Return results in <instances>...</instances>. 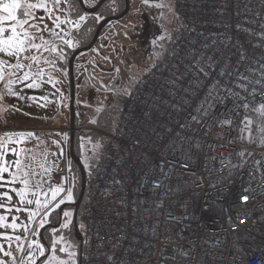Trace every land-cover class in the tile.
<instances>
[{"label": "built area", "instance_id": "1", "mask_svg": "<svg viewBox=\"0 0 264 264\" xmlns=\"http://www.w3.org/2000/svg\"><path fill=\"white\" fill-rule=\"evenodd\" d=\"M172 9L167 56L116 130L76 129L108 138L85 172L80 264H264V121L251 118L264 109V0Z\"/></svg>", "mask_w": 264, "mask_h": 264}, {"label": "rangeland", "instance_id": "2", "mask_svg": "<svg viewBox=\"0 0 264 264\" xmlns=\"http://www.w3.org/2000/svg\"><path fill=\"white\" fill-rule=\"evenodd\" d=\"M82 1L89 7L96 0ZM171 1L147 0L145 3V0H130L129 11L108 21L94 45L78 53L72 62L70 75L68 69L55 66L49 47L54 41L73 43L72 31L80 24V18L68 17L65 11L67 0H59V3L56 0H23L25 4L44 3L46 7L31 9V17H25L18 11V19L28 20L24 25L29 33L25 52L8 55L0 51V122L14 127L15 135L31 136L30 146L36 150L49 149V156L33 164L35 155H26L27 162L33 166L27 165L28 174L21 176L27 179V192L33 194V213L37 215L30 225L27 224L25 238L17 241L16 264H77L76 245L69 239L61 233H53L49 242L44 244L39 235L41 227L48 224L50 211H61L64 204L71 202L67 199L70 192L67 173L70 127L63 124L70 122L71 109L77 120L94 121L100 110L116 104L118 94L133 90L140 77L163 57L170 34L178 24ZM3 15L5 13L0 12V16ZM10 23L14 22H4V26L7 28ZM30 24L41 30L29 27ZM18 31L22 35V30L18 28ZM10 34L8 31L5 36ZM29 42L40 47L30 48ZM41 54V62L37 65L50 67L48 75L56 80L57 86L28 72L32 58ZM18 64L22 67H17ZM25 75L27 80L23 79ZM33 82L36 87L29 86ZM34 127L49 130L47 137L35 138L29 131ZM78 137L83 138L80 161L83 167L89 168L94 165L91 163L99 162L104 144L99 138ZM57 188L63 191L53 200L52 193ZM37 199L41 201L39 206L35 203ZM49 207L51 210L45 216ZM66 212L70 213L64 210ZM80 231L85 236L82 219ZM61 248L65 251L61 252Z\"/></svg>", "mask_w": 264, "mask_h": 264}, {"label": "trees", "instance_id": "3", "mask_svg": "<svg viewBox=\"0 0 264 264\" xmlns=\"http://www.w3.org/2000/svg\"><path fill=\"white\" fill-rule=\"evenodd\" d=\"M123 1V0H122ZM173 5V0L171 1ZM75 4V6L73 5ZM73 5V6H71ZM117 5V2L114 0H106L104 1L92 14H87L85 21L81 23V26L77 28L72 36L73 38H76L79 46H85L92 42L95 31L97 29L98 24L101 22V20L106 17L110 16L114 13H118L123 8V4L121 5V8L116 9L115 6ZM68 14L71 18H78L81 17L84 14L83 9L80 7L78 0H70V3L68 4ZM89 15V18H88ZM179 23V22H178ZM178 26V24H177ZM177 26L173 29V31L170 34V39L167 42L166 45V53H164L163 57L155 62V64L151 67V69L143 74L140 79L145 76L147 73L152 71L155 67H157L159 64L163 62V60L166 58L169 45L171 43V40L177 30ZM78 32H80L78 34ZM77 46V45H76ZM77 46V47H79ZM73 50H69L72 52ZM52 58L55 59L53 56ZM54 64L56 67L61 69H68V59H64L62 61H54ZM134 89V88H133ZM133 90H131L129 93H120L116 96V104L110 105V107L100 110L98 112V115L94 121H86L81 122L76 119L75 115L73 114V125L74 129H77L81 126H89L94 127L96 129L102 130L107 133H112L116 130V123L119 117L122 113L123 103L128 98V96L132 93ZM251 118L253 120V123L256 125L258 123H261L264 121V109H260L254 113H252ZM65 127H70V122L67 124H63ZM100 133H93L90 134L92 138H99L102 140L104 146L108 141V138L106 136L98 135ZM69 136V135H68ZM87 136V137H89ZM38 139V138H37ZM83 141V138H80L77 136L76 132L74 134L73 138V151L75 154V157H79V154L81 152V143ZM264 143V142H263ZM68 149H69V137H68ZM102 154V150L100 153V157ZM96 164V163H91ZM93 166V165H92ZM85 172L87 171V167L84 166ZM67 173L70 176V193H71V202L64 204V207L61 211L59 210H49L50 211V219L47 222L48 224L43 225L40 230V240L42 243L46 244L49 242L51 237L53 236V233H58L64 236L65 239H69L71 243L76 245V253H77V264H80L81 262V252L83 249V244L85 241V236L80 231V221H81V203L76 211V219L74 220V212H75V206L74 202L78 198L81 188V171L78 166V164L75 162V160L70 156V153L68 152V164H67ZM85 191V190H84ZM84 197V194H83ZM83 200V198H82ZM81 200V202H82ZM66 205V206H65ZM50 208V207H49ZM47 208V209H49ZM46 209V210H47ZM64 210H69L70 213L67 217L64 215ZM67 213V212H66ZM68 223L67 228L61 227L62 224ZM85 225V224H84ZM76 227L79 234L82 236V239L80 240L79 237L76 234ZM86 228V226H85ZM86 235V233H85Z\"/></svg>", "mask_w": 264, "mask_h": 264}, {"label": "crops", "instance_id": "4", "mask_svg": "<svg viewBox=\"0 0 264 264\" xmlns=\"http://www.w3.org/2000/svg\"><path fill=\"white\" fill-rule=\"evenodd\" d=\"M28 72L30 71L28 70ZM30 73L33 74L32 72ZM15 131L14 127L2 125L0 122V163H4L8 167V172L0 173L4 177V180L0 181V183L12 181L15 177V181L8 183L7 187H0V193L8 191L9 195L12 196V200H7L0 196V204L4 205V207H0V216L7 217L6 220L0 221V225H11L13 223L17 225L16 227L0 226V264H16L17 237L19 239L25 238L28 231L27 224L30 225L33 220V218L30 219L29 217L32 216L34 204L27 203L28 200L33 201V194L27 192L28 184L24 183L25 181L27 182V179L22 177L28 174L26 167L30 165L27 162L28 156L26 155L28 153L35 155L33 164L34 161L40 162L49 156V149L40 148L36 150L30 146L32 144L30 142L31 136H18L15 135L17 134ZM17 161H19V165H17ZM32 163L29 167L33 166ZM38 167L39 163H37ZM30 173H33V171L30 170ZM12 188L17 190L25 189V199L22 201L16 192L11 191ZM36 206L39 205L36 204ZM13 218H15V221Z\"/></svg>", "mask_w": 264, "mask_h": 264}, {"label": "snow or ice", "instance_id": "5", "mask_svg": "<svg viewBox=\"0 0 264 264\" xmlns=\"http://www.w3.org/2000/svg\"><path fill=\"white\" fill-rule=\"evenodd\" d=\"M57 3H59V0H56ZM145 3H147V0H145ZM46 5L44 3H27L25 4L23 2V0H3L2 3H0V12L5 13V15L0 16V51H4L6 52L8 55H19L20 53H23L26 51L25 48V44H26V40L29 37V33L26 29H24V25L28 24V20H23V19H18V11H20V14H22L25 17H31V9L33 8H45ZM42 19V18H41ZM85 17L81 16L80 20H84ZM4 22H14V23H10L8 25V27L6 28L4 26ZM29 27H33V28H37L38 31H40L41 29L34 24H30ZM18 28L22 30V35L21 32L18 31ZM10 31V35L5 36V33ZM69 44V46H72V42L68 41L67 42ZM28 47L30 48H39L40 45H36V44H32V43H28ZM53 51H55L56 49L53 48ZM36 57H33V60H35ZM17 67H22V65H17ZM23 79L27 80L28 77L27 75H25L23 77ZM241 80H245L247 79L246 77H244L243 75H241L240 77ZM30 87H36L37 85L35 84V82H33V84L29 85ZM242 87L244 85H241ZM247 106V105H245ZM31 135V133L29 134ZM17 165H19V161L16 162ZM8 172V167L6 166V164L4 163H0V173H6ZM4 177L2 175H0V181H3ZM15 181V177L13 178L12 181L6 182V183H0V187H7L8 183H13ZM25 184L27 183L26 181L24 182ZM12 192H16L20 199L23 201L25 199V189H21V190H17L15 188L11 189ZM63 191V189L57 188L55 190H53L52 193V199L55 200L56 196L59 194V192ZM0 196H3L4 198H6L7 200H12V196L9 195L8 191H5L3 193H0ZM71 193L69 192V195L67 196V199H71ZM27 203L31 204L33 203L32 200H28ZM35 203L37 205L41 204V201L39 199H37L35 201ZM61 203H63V201H61ZM0 207H4L3 204H0ZM19 210V209H17ZM51 210L50 208L47 209L44 213L45 216H47V211ZM35 215H37V213H32V216H30L29 218H33ZM65 217H67L69 214L68 213H64ZM7 217L5 216H0V221H4L6 220ZM13 220L15 221V218H13ZM0 226H10V227H16L17 225L15 223L11 224V225H0ZM61 227L63 228H67L68 227V223H64L61 225ZM17 239H19V237H17ZM33 243H35V241H33ZM41 251L43 252V246H41ZM61 252L65 251V249L61 248L60 249ZM71 255V254H69Z\"/></svg>", "mask_w": 264, "mask_h": 264}, {"label": "flooded vegetation", "instance_id": "6", "mask_svg": "<svg viewBox=\"0 0 264 264\" xmlns=\"http://www.w3.org/2000/svg\"><path fill=\"white\" fill-rule=\"evenodd\" d=\"M100 0H96L95 2H93L92 3V5L91 6H89V7H86L85 5H84V3H83V1H82V5H81V3H80V0H78V3H79V5H80V7L83 9V11H84V14L82 15L83 17H87L86 15L87 14H92V13H94L95 12V10L104 2V1H106V0H104L100 5H98L97 7H96V9L95 10H93V11H86V9H89V8H93V7H95L97 4H98V2H99ZM114 1H116L117 2V5L115 6V8L116 9H119V8H121V5L123 4V8H122V10H120L118 13H115V11H114V13L112 14V15H110V16H106V17H104L102 20H101V22H103L104 20H106V19H109V18H111V17H116V16H119L120 14H122V12L125 10V8H126V3L128 2V11H129V1L130 0H114ZM70 3V0H67V3H66V7H65V11H66V14L68 15V17H70L69 16V14H68V8H69V6H68V4ZM74 6H75V4H73ZM73 5H71V6H73ZM127 11V12H128ZM71 18V17H70ZM78 18H80V17H78ZM88 18H89V15H88ZM118 18V17H117ZM117 18H113V19H117ZM74 19H76V18H74ZM110 20H112V19H110ZM110 20H108V21H110ZM83 21H85V19L84 20H81L80 21V24L78 25V27H76L73 31H72V34H73V32L77 29V28H79L80 26H81V23L83 22ZM108 21H106L104 24H103V26H102V29H103V27H104V25L108 22ZM101 22L98 24V26L101 24ZM98 26H97V28H98ZM102 29H101V31H100V33L102 32ZM97 30V29H96ZM80 32H78V34H79ZM95 33H96V31H95ZM100 33H99V35H100ZM99 35H98V37H97V40H98V38H99ZM95 36V35H94ZM80 37V35H78V37H76V38H79ZM76 38H73V36H72V41H73V43H72V46L70 47L68 44H66V43H62V42H59V41H54L52 44H51V46L49 47V49H51L50 50V55L53 57H55V59H54V61H62V60H64V59H68V63H69V61H70V59H71V57L73 56V54L76 52V51H78L77 53H76V55L74 56V58L78 55V53L79 52H81L82 50L81 49H83V48H86L87 46H89L90 44H88V45H85V46H79V44H77L78 43V41H77V39ZM94 39V38H93ZM96 40V41H97ZM93 41V40H92ZM79 46V47H77V46ZM94 45V44H93ZM92 45V46H93ZM91 46V47H92ZM53 48H55L56 50L55 51H53L52 49ZM70 49H72L73 51L72 52H70L71 54H69V50ZM81 50V51H80ZM34 57H36V59L35 60H33V58H32V61H31V63H29L28 64V66L30 65L33 69H43V71L42 72H44V74L45 75H47V76H49L48 75V71H49V66L48 65H37V64H39L40 62H41V58H42V54L41 55H36V56H34ZM69 66V65H68ZM68 70H69V68H68ZM50 77V76H49Z\"/></svg>", "mask_w": 264, "mask_h": 264}, {"label": "water", "instance_id": "7", "mask_svg": "<svg viewBox=\"0 0 264 264\" xmlns=\"http://www.w3.org/2000/svg\"><path fill=\"white\" fill-rule=\"evenodd\" d=\"M104 0H100L99 2H98V4L95 6V7H93V8H89V9H86V11H93V10H95L96 9V7L98 6V5H100L102 2H103ZM80 3H81V5H82V0H80ZM127 11H128V2L126 3V8H125V10L122 12V14H120L119 16H116V17H111V18H109V19H106V20H104L103 22H101V24L98 26V28H97V30H96V33H95V36H94V39H93V41H92V43L89 45V46H87L86 48H83V49H81L82 51L83 50H86V49H88V48H90L95 42H96V40H97V37H98V35H99V33H100V31H101V29H102V26H103V24L106 22V21H108V20H110V19H113V18H120V17H122L123 15H125L126 13H127ZM80 50V51H81ZM78 51H76L74 54H73V56L71 57V59H70V61H69V63H68V68H69V72H70V75H72V62H73V60H74V56L76 55V53H77ZM28 70L30 71V72H32L33 74H35V75H38L40 78H41V80L42 81H44V82H47V83H52V84H55L56 86H57V83H56V80L55 79H53V78H51V77H49V76H47V75H45L44 74V72H42L43 71V69H33L30 65L28 66ZM73 95L71 96V99L73 100ZM72 100H71V105H72ZM73 110L71 109V114H70V138H69V153H70V156L75 160V162L78 164V166H79V168H80V171H81V188H80V193H79V196H78V198H77V200L74 202V206H75V212H74V220L76 219V211H77V209H78V207H79V205H80V203H81V200H82V198H83V194H84V190H85V170H84V167H83V165H82V163H81V161H80V158L79 157H75V154H74V151H73V138H74V125H73ZM76 234H77V236L79 237V239L81 240L82 239V236L79 234V232L77 231V227H76Z\"/></svg>", "mask_w": 264, "mask_h": 264}]
</instances>
